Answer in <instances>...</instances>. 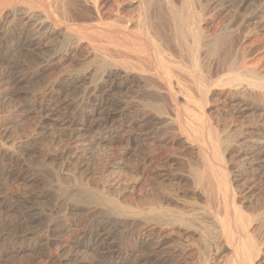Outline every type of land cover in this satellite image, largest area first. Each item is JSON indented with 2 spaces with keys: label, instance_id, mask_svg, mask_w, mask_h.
Wrapping results in <instances>:
<instances>
[{
  "label": "bare ground",
  "instance_id": "6f19581e",
  "mask_svg": "<svg viewBox=\"0 0 264 264\" xmlns=\"http://www.w3.org/2000/svg\"><path fill=\"white\" fill-rule=\"evenodd\" d=\"M250 1L55 0L51 10L47 0H0V65L14 53L21 56L24 52L27 57L36 54L47 31L60 30V25L66 27L58 31L62 35L60 55L83 58L80 71L85 72L82 79L88 86H93L91 95L88 92L85 109L80 111L78 107L75 116L60 120L78 146L86 142L91 149L111 142L109 137L116 135V142L127 144L128 154L135 156L137 144L145 145L156 131L167 144L199 158L197 162L189 161L183 175L162 171L156 177L161 185L174 180L186 182L189 193L202 200L203 206L158 189L141 192L131 201L125 200L124 188L117 197L105 194L104 189L102 193L94 191V203L111 209L115 225L112 219H92L91 228L90 223L84 226L76 238L79 249L94 247L99 259L108 264H128L131 258L134 264H149L152 256L148 253L153 252L155 239L175 241L172 237H176L178 245L184 247L187 239L196 237L200 241L198 264H213L214 257L223 252H228L224 264H264V206L247 208L235 186L237 178L247 181L246 177L253 175L257 179L264 170V0H255L253 10L248 11L247 7L253 6H248ZM129 4L135 9L134 16L124 14ZM230 14L238 15V29L226 23ZM9 34L13 35L11 42L1 40ZM12 75L5 73L2 83L10 79L16 84L22 82V77ZM129 89H137V103L118 98ZM53 92L45 95L48 106L41 109L49 120L60 118L62 109L60 103L56 105L60 97ZM220 106L221 110L228 109L225 116L233 121L221 124L214 119L212 110ZM252 110L259 113L257 120L233 132L234 121ZM147 122L153 125L150 129H146ZM234 152L251 162L236 165L231 158ZM18 153L8 148L0 151V180L5 178L9 183L22 179ZM139 155L140 167L159 156ZM120 159H124V153ZM161 159L169 160L167 154ZM140 167L138 175L145 176L147 167ZM137 183L131 184L133 191ZM2 194L0 209L16 196L14 192ZM85 210L89 215L95 211L93 207ZM68 219L58 226L50 223L47 238L62 228L75 231L78 221ZM36 241L40 243L43 238L37 236ZM143 251L145 256L141 255Z\"/></svg>",
  "mask_w": 264,
  "mask_h": 264
},
{
  "label": "rangeland",
  "instance_id": "374dc122",
  "mask_svg": "<svg viewBox=\"0 0 264 264\" xmlns=\"http://www.w3.org/2000/svg\"><path fill=\"white\" fill-rule=\"evenodd\" d=\"M47 1L50 4V8L52 7L51 10H54L55 0ZM253 2H255V0H252V2L250 1L248 4V6L253 4V6L247 7L248 11H251V9L253 10L256 5V3ZM133 9L134 8L129 4L124 14L134 16L135 9L134 11ZM237 16L236 14H230L229 18H225L226 23H231V27L234 29H238L237 22L239 21V17ZM59 27L60 30L56 29L57 31H55L50 29L47 31V35H45L46 37L41 47L42 49H38L37 53L35 52L36 54H28L27 57V54L22 52L21 57L14 53L11 57L7 58V62L4 65H0V87L2 86L0 88V151L4 148H8L19 152L18 156L20 163L18 167L20 169L22 168L23 171V176L20 180H14L9 183L5 178L0 180V197L3 195L2 193H16L14 199L12 198L13 202L10 199V201L6 203V206L0 209V264H108L105 260L99 259V255L97 251L94 250V247H88V250L79 249L78 242H76L80 236L79 233L82 232L81 230H85L88 226V228H91L90 226L93 225V220H106L105 222H107L108 219H112V223H115V217L112 215L111 209L109 210L108 206L103 205L101 207L100 205L99 207L97 203H94L93 196L97 193H102L103 189L105 194L115 197L119 195L121 188H124L126 191V201H131V198L137 196L141 192L146 193L149 189L152 191L158 189L173 195L178 194L179 197L186 202H194L195 200L198 205H204L202 200L200 201L199 198L197 199L189 193L190 187L186 182L183 181L179 183L174 180L166 182L164 186L157 180L158 178L156 176L162 173V171H169V173L173 175L176 173V176L187 173L189 161L197 162L199 158H197L198 155L192 154L188 150L176 148V146L171 143L167 144L163 141L162 136L156 134V131L152 139H149L145 145L141 144V146H139V144H137L136 148L138 149H136L137 153L135 152V156H130L128 154L127 151H129V147L127 144L123 143L122 145L116 142V135H113L114 137H109L111 142L107 141L106 144L104 143L102 145L96 144L91 149H88V146L85 145L86 142L84 143L85 147L78 146L68 126L62 124L60 120L66 117H73L75 116L74 114L77 113L76 111L80 109V111H82V109L86 108L85 104L87 100H89L93 86H88L89 83L82 79L85 76V72L83 70L80 71V66L83 64L82 57L76 56L77 58L74 57V59L72 56L62 57L60 55L62 35L61 32L58 31H64L66 27L64 25H60ZM263 35L261 38H263ZM59 36L60 41L58 40ZM12 39L13 35L9 34L1 40H5L4 42H11ZM45 45L48 46V48ZM59 48L60 50L58 51ZM52 50L54 51L52 52ZM38 54L39 57H33L35 55L38 56ZM13 56L14 58H12ZM12 63L15 69L10 67ZM10 68L12 70H9ZM5 73H8V75L13 74L12 76L15 75V77H22V82L16 84V82L10 79L8 81L9 83L3 84L2 76ZM16 73H18V76H16ZM7 87L9 89H7ZM49 92H53L55 96H58V99L60 97L56 103V105L59 103L62 105V113L60 112L59 114L60 118L56 116L54 119L49 120L44 118L45 115L41 113L42 110L48 106V103L45 101V95ZM56 92L59 93L57 94ZM33 93L35 96H33ZM136 93L137 89L124 90L118 95V98H122L127 102L137 103L139 93ZM52 106H54V104H52ZM78 107L79 110H77ZM18 110L20 112H18ZM227 110L228 109L221 110V106L220 108L213 109L214 119L221 124H227V121L228 123L233 121L231 117L229 118V115L225 116L224 111ZM13 112L19 114L15 116ZM63 114L65 116H63ZM258 115L259 113H256L255 110L246 113L242 118H239L236 122L234 121L235 125L233 124L231 128L232 131L235 132L242 127L245 128L252 124V122L254 123ZM78 118L81 119V117ZM145 126L146 129H150L153 125L147 122ZM95 136L97 137L98 135ZM108 143L110 146H108ZM97 145L99 147H97ZM17 147L19 149H17ZM116 149H119L118 152ZM140 152L150 158L155 155L159 156L158 158H154V162L146 163L149 164L148 166L140 167L138 165ZM123 153L124 159L121 160L120 157ZM164 154H167L169 158L168 162L161 159V156ZM231 156L234 163L238 166H243L251 162L248 159L246 160V157L240 152H234ZM120 161H122V166L124 165V168H122ZM139 167L140 170L147 167V174L145 176L138 175ZM263 175L264 170L263 174L257 177V179L253 175H249L246 177L247 181H243L239 178L235 181L237 192L244 198L243 200L247 202V208H250V206L255 207V205L264 206ZM134 182L139 183H137V189L134 190L135 193L131 187V184ZM5 183L6 186H3ZM60 184L62 185L60 186ZM94 191H97V193ZM106 191L108 193H106ZM243 195H245V197ZM18 196L19 198H17ZM74 196L77 197L75 198ZM87 201H90V203L88 202L87 204ZM82 202H84V204ZM14 203H16V206ZM31 205L34 206L32 207ZM9 206L11 208L10 210ZM30 207L32 209H30ZM87 207H93L95 211L89 215L88 212H86L87 210H85ZM61 212L62 215H60ZM50 214L52 215L50 216L51 218L49 217ZM61 217L64 219H61ZM69 217L70 221H78L76 232H69L67 229L62 228L57 235L50 236V240H48L49 238L47 237L50 234L48 233V225L51 223V225L58 226L62 224V222L69 220ZM11 234L13 236H11ZM45 234H47V236ZM37 236H41L43 241L40 243L37 242ZM172 238H174L175 241L168 240L167 238L166 241L159 242L158 239H155L152 246L153 252L148 253L152 256V260L149 264L199 263L198 247L200 246V241L198 238L192 237L187 239V243L184 247L178 245L179 242L176 241V237ZM75 251H78V254ZM146 254L145 251L141 253L142 256ZM226 259H228V252H223L218 257H214L213 264H224L227 262ZM132 262L133 258H131L128 264ZM132 264H134V262Z\"/></svg>",
  "mask_w": 264,
  "mask_h": 264
}]
</instances>
